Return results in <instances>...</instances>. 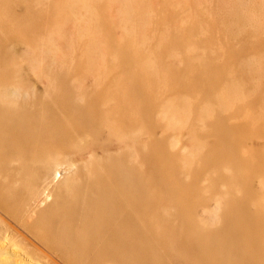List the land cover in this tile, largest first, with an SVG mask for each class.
<instances>
[{"label": "bare ground", "instance_id": "6f19581e", "mask_svg": "<svg viewBox=\"0 0 264 264\" xmlns=\"http://www.w3.org/2000/svg\"><path fill=\"white\" fill-rule=\"evenodd\" d=\"M263 88L264 0H0V264H264Z\"/></svg>", "mask_w": 264, "mask_h": 264}, {"label": "rangeland", "instance_id": "374dc122", "mask_svg": "<svg viewBox=\"0 0 264 264\" xmlns=\"http://www.w3.org/2000/svg\"><path fill=\"white\" fill-rule=\"evenodd\" d=\"M111 8H113V7H111ZM25 12H26V10H25V6L24 5H18V6H16L15 7V13L17 14V15H22V14H25ZM68 25V26H67ZM67 25H66V27H68L67 29L69 30L70 28H71V24H70V22H67ZM44 34V32H42V35ZM118 34H120V33H118ZM117 34V35H118ZM21 41V42H20ZM22 41H24V40H16L15 39V43L14 44H18V46H16L15 48L16 49H18V50H16L17 51V54H16V56H17V58H19L20 59V61H21V64H22V70H23V73H24V75H27V76H25L26 78L28 77L29 79H30V82H32V83H36L37 84V86H38V88H41L42 86H41V84L43 83L42 81H45V78L43 77V76H37V74H35L34 72H32V70H31V68H29V66H28V64L26 63L27 61L25 60V57H23L24 59H22V56H23V48H24V50H25V48L27 49V48H29V46H27L28 44H27V42L26 41H24V43L22 42ZM18 42V43H17ZM20 42V43H19ZM22 50V51H21ZM21 51V52H20ZM22 55V56H21ZM25 62H24V61ZM27 78V79H28ZM92 78V76L91 75H89V76H87L85 79L86 80H90ZM42 82V83H41ZM264 89V88H263ZM185 136H183V138H182V140L184 141L185 140ZM258 143V144H257ZM260 143V140H253V141H250V142H248V145H255V146H257V147H263L262 145H263V142H261V144H259Z\"/></svg>", "mask_w": 264, "mask_h": 264}]
</instances>
